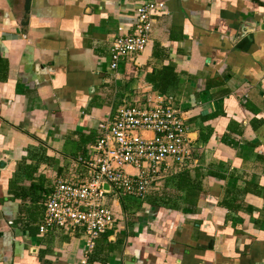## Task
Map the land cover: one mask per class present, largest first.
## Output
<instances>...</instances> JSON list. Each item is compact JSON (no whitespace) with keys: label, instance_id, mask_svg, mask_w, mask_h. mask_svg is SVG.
I'll return each mask as SVG.
<instances>
[{"label":"crops","instance_id":"0c3cea01","mask_svg":"<svg viewBox=\"0 0 264 264\" xmlns=\"http://www.w3.org/2000/svg\"><path fill=\"white\" fill-rule=\"evenodd\" d=\"M148 1L147 46L109 68L117 28ZM162 63L190 162L115 201L88 253L80 227L38 234L31 181L83 178L66 153L84 156L98 121L158 93L147 77ZM0 160V264H264V0H0ZM183 170L193 185L174 190Z\"/></svg>","mask_w":264,"mask_h":264},{"label":"built area","instance_id":"2783aa9c","mask_svg":"<svg viewBox=\"0 0 264 264\" xmlns=\"http://www.w3.org/2000/svg\"><path fill=\"white\" fill-rule=\"evenodd\" d=\"M156 7L154 2L137 3L130 32L117 28L120 34L111 42L109 68L115 69L119 59L147 46L150 12ZM96 127L99 135L84 156L72 161L83 167V178H55L42 202L37 227L38 234L51 227H80L85 253L112 228L115 201L122 196L143 198L163 169L191 160L184 118L168 94H152L141 104L122 103L110 119L98 121ZM102 183L108 184V190Z\"/></svg>","mask_w":264,"mask_h":264},{"label":"trees","instance_id":"16d2710c","mask_svg":"<svg viewBox=\"0 0 264 264\" xmlns=\"http://www.w3.org/2000/svg\"><path fill=\"white\" fill-rule=\"evenodd\" d=\"M156 51L157 47L156 45L153 46L152 51H151V58H155L156 60ZM162 61L163 59H159ZM148 81L151 84V90L161 93V94H174L177 91V86H178V76L174 72L173 68L171 65L168 63L166 64H160L158 66L153 65L151 67V71L147 77ZM36 162L38 163L40 160L43 159V155L39 154L37 158H35ZM23 172L27 173H33L35 171V166L34 164H23ZM41 180V179H40ZM173 184V189L174 190H184L185 186H187L189 183L190 185H193L191 183V179L188 177V172L183 170L182 172L176 173L174 175L169 176L167 179ZM30 188L37 190L38 195L35 196L34 199L31 200L30 207L32 214L30 216L29 222H37L39 220V216L36 215V212L42 211V202L45 198V195L47 192L50 190V188L44 187L42 182H35L31 181L29 184ZM33 215L35 217L33 218Z\"/></svg>","mask_w":264,"mask_h":264},{"label":"rangeland","instance_id":"374dc122","mask_svg":"<svg viewBox=\"0 0 264 264\" xmlns=\"http://www.w3.org/2000/svg\"><path fill=\"white\" fill-rule=\"evenodd\" d=\"M138 102L141 103L140 101H137V102L135 101L136 104H138ZM67 145L70 146V143L67 142ZM80 153H81V151H80L79 153H66L65 156L68 157L69 160H70V159L73 160V159H75V157H76L77 155H79ZM84 153H85V151H84ZM74 154H76V155H74ZM40 155H41V154H40Z\"/></svg>","mask_w":264,"mask_h":264},{"label":"water","instance_id":"95a60500","mask_svg":"<svg viewBox=\"0 0 264 264\" xmlns=\"http://www.w3.org/2000/svg\"><path fill=\"white\" fill-rule=\"evenodd\" d=\"M4 166V162L0 160V168ZM102 187L104 190H108V184L102 183Z\"/></svg>","mask_w":264,"mask_h":264}]
</instances>
